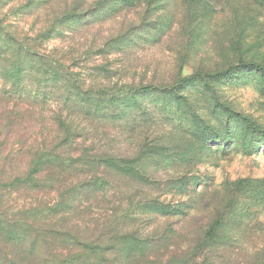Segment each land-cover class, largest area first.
I'll use <instances>...</instances> for the list:
<instances>
[{
  "label": "rangeland",
  "instance_id": "obj_1",
  "mask_svg": "<svg viewBox=\"0 0 264 264\" xmlns=\"http://www.w3.org/2000/svg\"><path fill=\"white\" fill-rule=\"evenodd\" d=\"M0 25L63 79L40 85L22 136L0 127L2 217L34 204L8 187L19 148L77 106L97 112L84 145L111 166L71 233L100 236L84 224L107 212L113 264H264V0H0Z\"/></svg>",
  "mask_w": 264,
  "mask_h": 264
},
{
  "label": "trees",
  "instance_id": "obj_2",
  "mask_svg": "<svg viewBox=\"0 0 264 264\" xmlns=\"http://www.w3.org/2000/svg\"><path fill=\"white\" fill-rule=\"evenodd\" d=\"M1 27L0 127L16 125L17 130L12 134L22 136L20 133L25 128H20L26 119L35 122L44 115L46 94L40 85L48 80L63 82V79L57 77V68L56 72H49V64L39 54L43 51L40 47L36 46L38 54L33 53L34 48L29 49L18 41L16 32L2 31ZM73 89L79 93L78 86ZM82 94L89 100L99 101V95L103 96L104 92ZM76 107L66 108L64 116L60 109L49 116V125L54 129L50 140L41 134L44 138L41 143L27 142L19 148L25 156L26 170L12 178L8 187L30 193L34 204L21 207L11 219L2 217L0 212V264H113L116 261L111 258L113 253L109 246H99L101 240L111 234L110 229L107 232L109 217L104 218L107 212L96 220L87 219L84 224L100 236L81 240L80 237H84L81 226L71 224L73 233L67 229L70 214L86 213L90 218L93 211L90 205L97 195L90 196L93 200L87 208L78 205L79 209H73L74 203L89 192L97 194L107 177V170L101 167L111 166L108 157H96L94 148L84 145L83 139L91 130L85 121H96L97 112ZM1 135L10 134L6 131ZM7 160L5 157L4 161ZM3 180L0 176V186ZM120 259L117 257V261Z\"/></svg>",
  "mask_w": 264,
  "mask_h": 264
}]
</instances>
